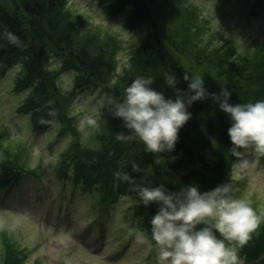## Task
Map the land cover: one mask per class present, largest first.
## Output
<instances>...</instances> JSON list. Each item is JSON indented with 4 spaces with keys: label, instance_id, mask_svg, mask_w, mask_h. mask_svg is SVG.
<instances>
[{
    "label": "trees",
    "instance_id": "1",
    "mask_svg": "<svg viewBox=\"0 0 264 264\" xmlns=\"http://www.w3.org/2000/svg\"><path fill=\"white\" fill-rule=\"evenodd\" d=\"M95 1L109 14H122L125 27L141 30L139 39L127 45L131 68L115 73L116 53L122 46L119 39L73 8L71 0H0V78L13 65H20L14 89L25 88L26 96L19 110L29 113L30 124L36 128L51 124L56 134L64 133V144L57 149L58 172L85 197L87 218L95 217V204L108 208L132 192L135 200L123 210L128 214L126 221L137 234L143 232L150 238V219L157 206L138 202L136 184L164 183L179 191L187 184L210 190L226 180L240 182L234 178V157L229 155L231 120L211 96L197 100L189 107L192 117L181 128L175 150L150 153L141 142L116 138L119 132L127 134V129L120 118L112 116L109 98L123 99L126 87L137 76H150L154 77L151 87L174 99L175 90L165 76L176 75L177 87L189 92L188 81L183 79L187 72L203 78L209 93L228 88L233 104L264 100V34L257 33L243 44L236 38L214 44L209 20H202L197 7L185 0ZM263 2L252 1L254 16L262 14ZM9 33L16 42L9 39ZM60 67L73 72L71 85H64ZM78 91L98 100L89 118L96 124L87 123L84 136L73 114ZM40 164L32 163L27 142L6 140L0 120V189L23 171H38ZM117 172L127 173L130 179L123 180ZM255 202L252 207L261 222L238 249L247 264L264 262V206ZM0 233V264H27L29 249L16 239L12 227L1 225ZM32 264H42V260L37 258Z\"/></svg>",
    "mask_w": 264,
    "mask_h": 264
},
{
    "label": "rangeland",
    "instance_id": "2",
    "mask_svg": "<svg viewBox=\"0 0 264 264\" xmlns=\"http://www.w3.org/2000/svg\"><path fill=\"white\" fill-rule=\"evenodd\" d=\"M252 1L185 0L183 2L188 3L190 7H197L202 20H209L210 31L215 37L214 44L231 38H236L243 44L244 41L252 40L257 33L260 34L259 36L264 34V2L262 14L254 16L251 13ZM71 6L79 12L86 13L94 25H100L103 30L112 32L119 39V44L122 46L116 53L115 73L121 74L125 71L131 57V50L127 45L139 39L141 30L125 27L122 14L117 16L109 14L95 0H71ZM124 33H127L126 37ZM55 61L54 63L57 64ZM19 68L20 65L13 66L0 80L1 125L6 140L27 142L31 147L32 163L41 162V164L38 168V179L22 174V180L12 185L17 194L9 192L6 197L2 196L0 226L12 227L16 239L28 247L27 264H32L37 258L42 260V264H152L153 257L148 261L141 259L144 254H152L149 241L140 242L135 233L128 240L126 239L125 233L132 234L133 228L130 226L131 223L126 221L128 214L123 210L129 202L135 200L134 193L130 192L128 196L120 198L115 206V216L109 221H107L108 215L104 214L105 210L101 212L105 220L101 224L105 226L106 231V236L102 239H100V229L90 230L87 223H84L88 215L83 208L86 207L83 201L85 197L82 196V199L78 193L72 197L69 214L60 213L54 207V193L59 181L57 149L63 146L65 136L64 133L57 135L56 127H51V124L48 128L38 130L30 124L29 113L19 110L26 96L25 88L14 89ZM59 70L64 85H71L73 72L69 68L60 67ZM90 97L88 94H83L73 105L76 126L82 130L83 136L87 133L89 118L98 107V100L96 101V98L92 100ZM207 154L213 155L211 150H208ZM242 159L248 160L249 167L236 171L235 167ZM233 175L240 181L239 183L227 180L220 184L231 183L237 197L246 199L251 206L258 201L262 208L264 157H257L251 151L242 158L235 157ZM66 186H68L66 193H71L69 183L66 182ZM124 222L126 225H123ZM126 228L128 230L125 231Z\"/></svg>",
    "mask_w": 264,
    "mask_h": 264
},
{
    "label": "clouds",
    "instance_id": "3",
    "mask_svg": "<svg viewBox=\"0 0 264 264\" xmlns=\"http://www.w3.org/2000/svg\"><path fill=\"white\" fill-rule=\"evenodd\" d=\"M8 35L16 42L15 36ZM183 79L188 81L191 94L177 87L176 75L165 76L167 85L175 90L174 99L151 87L154 77L150 76H137L126 87L123 99L112 101L110 97L112 116L120 118L127 129V134L119 132L116 138L141 142L150 153L174 151L181 128L192 117L189 107L211 96L230 117L227 131L232 155L242 158L251 151L257 157L264 156V100L233 104L228 88H222L219 94L209 93L203 78L185 72ZM88 123L95 125L96 121L90 119ZM248 167V160L242 159L235 170ZM116 175L125 181L130 179L127 173ZM134 190L139 203L157 206L150 219L152 264H244L238 249L248 242L261 216L249 201L234 194L231 183L210 190L187 184L179 191L170 190L164 183H138ZM137 239L148 241L143 232L137 234Z\"/></svg>",
    "mask_w": 264,
    "mask_h": 264
}]
</instances>
